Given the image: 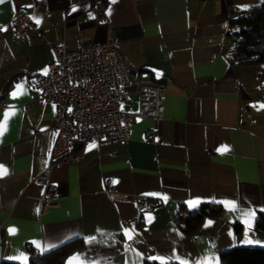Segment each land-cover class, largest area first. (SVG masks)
<instances>
[{"label": "crops", "instance_id": "crops-1", "mask_svg": "<svg viewBox=\"0 0 264 264\" xmlns=\"http://www.w3.org/2000/svg\"><path fill=\"white\" fill-rule=\"evenodd\" d=\"M93 1L0 3V261L27 263L29 249L74 240L82 244L63 264H226L223 251L264 248L255 229L264 216L262 65L228 55L229 18L260 0H104L98 23L88 19ZM17 8L36 34L15 35ZM111 39L131 83L120 109L137 111L138 89L163 84V117H136L124 141L80 145L76 161L52 167L56 205L40 212L44 187L32 180L48 165L56 117L32 73L47 70L53 45ZM202 203L221 210L186 230Z\"/></svg>", "mask_w": 264, "mask_h": 264}, {"label": "built area", "instance_id": "built-area-1", "mask_svg": "<svg viewBox=\"0 0 264 264\" xmlns=\"http://www.w3.org/2000/svg\"><path fill=\"white\" fill-rule=\"evenodd\" d=\"M104 15V0H94L88 19L98 23ZM12 22L18 37L37 33V26L22 9L14 11ZM118 44L117 39H111L80 44L76 49H67L64 43L53 45L54 57L47 70L32 73L39 99L54 106L56 117L48 165L32 180L44 187L40 212L56 205L57 192L49 180L52 167L76 161L80 145L124 141L136 117H163V84L142 85L138 89L137 111L120 109L128 99L131 83ZM154 134V129H148L145 138L152 140Z\"/></svg>", "mask_w": 264, "mask_h": 264}, {"label": "trees", "instance_id": "trees-1", "mask_svg": "<svg viewBox=\"0 0 264 264\" xmlns=\"http://www.w3.org/2000/svg\"><path fill=\"white\" fill-rule=\"evenodd\" d=\"M228 25L235 40L228 50L229 58L239 63L258 62L262 65L260 77L264 81V0L258 4L240 11L236 16L230 17ZM220 207L209 203H202L186 216L185 229L191 230L196 227L205 217H216ZM236 231L240 225H234ZM258 232H264V216L260 214L255 223ZM81 240L64 243L44 253H33L29 249L30 257L27 263L14 261H0V264H63L64 259ZM220 259L226 264H264L263 247H234L220 253ZM145 264H162L158 261H146ZM163 264H178L165 262Z\"/></svg>", "mask_w": 264, "mask_h": 264}, {"label": "snow or ice", "instance_id": "snow-or-ice-1", "mask_svg": "<svg viewBox=\"0 0 264 264\" xmlns=\"http://www.w3.org/2000/svg\"><path fill=\"white\" fill-rule=\"evenodd\" d=\"M0 3H3V0H0ZM262 107H264V106H262ZM2 128H3V125H0V134H2ZM91 147H95V144H93ZM225 150H227V149H225ZM6 174H7V169H5L2 165H0V176L6 175ZM232 207L233 208L235 207L234 203L232 204ZM245 215L246 216H254V213L253 212H247V213H245ZM10 231H14V230H10ZM128 238L131 239V236H129ZM249 242H251V241H249ZM152 259H155V258H152ZM161 260H162V258H161ZM162 264H163V260H162ZM202 264H203V262H202Z\"/></svg>", "mask_w": 264, "mask_h": 264}]
</instances>
